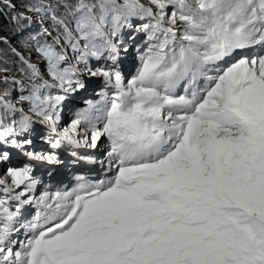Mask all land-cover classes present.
Returning a JSON list of instances; mask_svg holds the SVG:
<instances>
[{
  "label": "snow or ice",
  "instance_id": "obj_1",
  "mask_svg": "<svg viewBox=\"0 0 264 264\" xmlns=\"http://www.w3.org/2000/svg\"><path fill=\"white\" fill-rule=\"evenodd\" d=\"M0 264H264V0H0Z\"/></svg>",
  "mask_w": 264,
  "mask_h": 264
},
{
  "label": "rangeland",
  "instance_id": "obj_2",
  "mask_svg": "<svg viewBox=\"0 0 264 264\" xmlns=\"http://www.w3.org/2000/svg\"><path fill=\"white\" fill-rule=\"evenodd\" d=\"M131 53V51H130ZM136 53L132 51L130 54V61L128 59H124L123 67L125 69V75L130 78L132 74H134L135 67L138 65V60H136ZM102 87V82L99 80H93L89 83V87L87 92H83L79 94L76 99L72 102L71 105L65 108L64 112L62 113L63 120L62 122L64 124H67L70 121L72 110L78 107L84 106V101L86 99H98V96L96 93L100 91ZM103 148V145L101 146V149ZM97 153H100L99 151ZM96 153V154H97ZM98 156L100 154H97ZM75 168V166L69 165L68 167L64 168L62 167L60 171L51 179H48L45 177L48 183H50L53 186V190H55L56 187H61L63 183H66L67 177H71V169ZM63 176H66V178H63ZM70 187V186H69ZM34 214V209H28V211L25 213L26 217L28 219H31V215Z\"/></svg>",
  "mask_w": 264,
  "mask_h": 264
},
{
  "label": "bare ground",
  "instance_id": "obj_3",
  "mask_svg": "<svg viewBox=\"0 0 264 264\" xmlns=\"http://www.w3.org/2000/svg\"><path fill=\"white\" fill-rule=\"evenodd\" d=\"M82 170H83V174L87 173V175H88L89 177H91V173L88 172L85 168L82 169ZM96 170H98V171H97L96 173H93V174H92V177H93V178H96V176L99 175V166H96ZM96 170H95V171H96Z\"/></svg>",
  "mask_w": 264,
  "mask_h": 264
}]
</instances>
